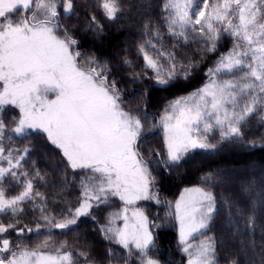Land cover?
<instances>
[{
    "label": "snow or ice",
    "instance_id": "obj_1",
    "mask_svg": "<svg viewBox=\"0 0 264 264\" xmlns=\"http://www.w3.org/2000/svg\"><path fill=\"white\" fill-rule=\"evenodd\" d=\"M87 3L0 0V216L12 217L0 220V264H105L79 242L74 246L53 236L55 230L75 232L82 218L89 217L106 241L124 250L118 256L108 248L107 264H161L154 254L153 229L164 225L139 206L153 200L169 208L160 219L178 225L187 264H240L237 256L222 259L216 234L205 233L223 213L222 227L237 236L250 234L247 243L255 248L258 227L264 237V187L257 190L252 180L240 200L221 197L218 203L209 185L225 184L224 174L206 172L177 200L163 201L153 173L161 166L174 168L198 151L214 155L226 144L257 146L247 139L245 125L255 117L264 127V0H164L160 19L175 41L170 46L160 24L143 18L135 43L137 60L124 56L122 63L133 69L132 83L147 79L153 90L188 81L203 61L204 55L199 61L181 58L180 45L195 43L202 54L217 53L225 40L232 45L207 69V82L169 101L157 122L148 121L154 115L148 112L149 86L140 89V103L133 107L112 78L108 61L81 51L74 35L77 26L62 25V19L78 17L81 9L86 13L82 31L99 38L105 26L91 8L118 22L127 18L125 0H91V8ZM137 61L143 64L139 72L134 70ZM8 106L18 113L10 115ZM156 129L163 134V155L147 142ZM41 135L60 151L64 164L56 169L62 175L52 200L39 187L57 188L55 178L30 160L31 138ZM18 141L28 143L18 146ZM80 172L85 175L77 180ZM6 183L19 190L10 194ZM70 184L79 193L75 203L65 200L54 211L50 205L60 203ZM114 198L122 207L97 219L94 211L110 207ZM30 212L35 214L28 216ZM197 236L203 238L194 243ZM261 245L264 251V239Z\"/></svg>",
    "mask_w": 264,
    "mask_h": 264
},
{
    "label": "trees",
    "instance_id": "obj_2",
    "mask_svg": "<svg viewBox=\"0 0 264 264\" xmlns=\"http://www.w3.org/2000/svg\"><path fill=\"white\" fill-rule=\"evenodd\" d=\"M163 2L164 0H125L126 6L124 12L127 18H121L118 22H110L103 19L98 10L91 8V0H88L86 6L96 12L98 18L101 19V23L105 26L104 33L99 38L94 37L92 33H85L82 31L86 13L81 11V9H77L79 13L78 17L72 16L70 19H62L63 26H77L74 35L81 41V51H88L89 54H95L98 58L108 61L109 66L112 67L113 70L112 78L118 81V87L125 90L124 100L126 102L135 107L137 103H140L139 97L142 95L140 89L145 85L149 86L148 100L150 103L148 112L154 114L152 116L155 117L156 120H159V116L163 114V110L169 101L181 95H188L197 88L202 87L208 80L207 69L213 66L214 61L221 53H226L232 46L230 40H225L221 43L217 53L202 54L196 51L199 45L195 43L186 46L180 45V50L177 52V55L181 56V58L191 56L194 60L199 61L201 55H204L203 61L195 69L192 77L188 81H181L175 87L167 90H153L151 88V82L147 79L139 83H132L130 73L133 69L124 65L122 60L124 56L132 60H137L135 43L140 39L139 29L143 23L144 17H151L154 22L160 24L166 46L175 43V41L167 35L166 26L160 19L163 15L161 11ZM128 4L133 5V7L129 8L127 6ZM140 4H150L151 7H136ZM125 49H128V51L125 52ZM142 66V61H137L134 70L139 72ZM148 75L151 76V72H149ZM8 111L10 115H16L18 113L12 106H8ZM245 131L247 133V139H254L257 141V146L255 148L238 146L233 143L226 144L219 153L214 155H204L198 151L193 154L191 158H186V161L182 162L179 166L172 168V170L163 168L160 173L156 174V186L160 193L170 195L171 197L184 186L197 185L200 176L204 173L216 171L223 173L226 181L223 185H209L216 193L218 203L221 197H233L240 200L245 196L242 191L243 187L252 180H255L257 190L264 187V181H262V177H264V148L260 146L261 143L264 142V127L253 117L248 124L245 125ZM160 135L158 130L147 138V142L164 151L162 146L163 138ZM26 143H28V141H18L17 145L20 146ZM31 144L34 146V151L31 153L30 160H34L41 171L47 172L48 177L52 178L53 170L49 162L56 163V156L54 153L57 151L51 144L47 143L45 139L39 140L38 137H32ZM34 157L35 159H33ZM48 157H50L52 161H48ZM44 160L48 162V165ZM72 175L73 174L70 173L71 179ZM83 175H85V173L80 172L79 176H77V180ZM5 187H9L10 190L13 188L7 183ZM45 189L46 188L43 186L39 187V190L42 192H45ZM18 190L19 189L14 188L13 193ZM112 206L113 205L110 207L102 206L94 215L97 219L103 220ZM34 214L35 213L30 212L28 216ZM11 219L12 217L10 215L7 217L0 216V220H4L5 222ZM22 219H26V217H22ZM82 221V223H79V227L75 229V232L68 233L67 235L58 234L59 241L67 239L74 246L79 242L80 246L87 247L98 259L104 260L105 264H107L105 253L108 248L111 247L118 256L124 254V250L120 246L110 243L103 238L98 232L97 226L93 220L82 219ZM260 222L264 225V220ZM216 223L217 222H214L212 225L215 230L218 227ZM219 226L216 233L218 234L217 240L219 242L218 252L222 259L225 256H237L239 257L240 264H262V262H264V251H262L261 245V240L264 239V237L261 236V228L258 227L256 229V247L253 248L247 243L250 234L245 233L243 237L237 236L234 234L233 229L222 227V224ZM155 235L157 236V255L160 259L169 262L180 259V257L184 259V256H182L179 251L177 243L178 235L174 228L157 230ZM241 239L244 240V243L240 242ZM113 264H123V261H113Z\"/></svg>",
    "mask_w": 264,
    "mask_h": 264
},
{
    "label": "rangeland",
    "instance_id": "obj_3",
    "mask_svg": "<svg viewBox=\"0 0 264 264\" xmlns=\"http://www.w3.org/2000/svg\"><path fill=\"white\" fill-rule=\"evenodd\" d=\"M13 107V106H12ZM15 109V108H14ZM18 111V109H16ZM148 121L149 122H157L158 120L155 119V117H153L152 115H150L148 117ZM159 129H156L154 130V133H156ZM160 132V136L163 138V134L162 132L159 130ZM39 140H42L44 139L43 136H39L38 137ZM47 142V141H46ZM50 144V142H47ZM143 143V142H142ZM48 145V144H47ZM53 146V145H52ZM48 147L50 148V146L48 145ZM55 148V146H53ZM55 150L57 151L56 153H54V155L56 156V163H52V162H49L50 166L52 167V170H53V177L52 178H55L56 182H57V188H46L45 189V193L49 196V199L52 200L54 197H55V193L58 189V186H59V180H60V177H61V173L56 171L57 168H63L64 167V164L62 162V159H61V154H60V151L58 149L55 148ZM58 153V154H57ZM160 154L163 155L164 154V151L160 150ZM35 159V157L33 158ZM44 159V158H43ZM48 161H52L50 160V157H48L47 159ZM44 162H46V164L48 165V162L44 160ZM180 165V164H179ZM177 165V166H179ZM176 167V166H175ZM174 167V168H175ZM163 170V167H158V168H154V175L156 176L157 173H160L161 171ZM168 170H172V168H169ZM70 173L69 172V175H68V178L69 180L71 179V176H70ZM50 178V177H48ZM71 181V180H70ZM73 185H69V187L65 190L64 192V195H63V199L60 201L59 204H54V205H50V207L53 208L54 211H58L59 208L63 207V201L67 200V201H71L73 203H75V197L79 194L77 190H75V186ZM195 185H192V186H184L183 188L179 189L174 195H172L170 197V195H165V194H162L160 193L159 191V195H160V198L161 200L163 201H175L179 198L181 192L183 191L184 188L186 187H193ZM156 188L158 189V187L156 186ZM159 190V189H158ZM14 191V188H11L10 192L11 194H15L13 193ZM74 191V192H73ZM111 205H113L110 209V211L112 210H115V209H118L120 207H122V204L121 202L118 201V198H114ZM141 207L145 208L148 212V215L150 217V219H152L153 221H155L156 224H163L164 226L163 227H160V228H154L153 229V232H154V235L156 234V231L157 230H161V229H167V228H174L177 232V235H178V225L173 221L171 224H167L164 222V220L160 219V218H163V217H166V214L168 213L169 211V208L167 207L166 204L164 203H161V204H157L154 200L153 201H144V202H141L140 205ZM98 210H95L94 213L96 214ZM83 220L84 219H89V220H92L90 217L89 218H82ZM226 220V216L222 213L220 217L217 218L216 221L214 222H217V226L220 227L219 225L222 224V222ZM217 227V228H218ZM217 228L216 230L213 229V227L211 228V230L207 233H205V235H212L213 233L216 234V236L218 237V234L216 233L217 231ZM219 230V229H218ZM220 232V231H219ZM58 234H61L60 230H55L53 232V236L54 238L56 239L57 242H59V235ZM203 237H195L194 239V243H198L200 239H202ZM35 239V238H34ZM178 243V242H177ZM178 246H179V251L181 253L182 256H184V259L182 257H180V259H177L175 261H165V260H162L158 257L157 255V250L155 249V252L154 254L156 255V257L158 259H160L161 261V264H187V256L181 251V248H180V245L178 243Z\"/></svg>",
    "mask_w": 264,
    "mask_h": 264
}]
</instances>
